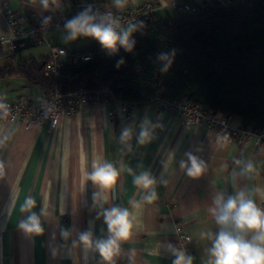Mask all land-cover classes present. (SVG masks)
<instances>
[{
    "label": "crops",
    "instance_id": "0c3cea01",
    "mask_svg": "<svg viewBox=\"0 0 264 264\" xmlns=\"http://www.w3.org/2000/svg\"><path fill=\"white\" fill-rule=\"evenodd\" d=\"M7 1L27 28L50 11L62 10L65 4V0H56L55 4L49 0L45 9L40 0ZM99 1L114 7L111 0ZM190 1L212 7L222 2ZM244 1L232 0L230 5ZM133 2L129 0L123 10ZM157 14L177 19L188 16L171 6ZM4 23L5 15L0 9V31ZM51 31L47 39L57 43ZM31 40L34 45L29 48L37 44L35 38ZM95 43L70 51L87 50ZM21 51L5 50L0 59V98L15 102L29 96L36 101L43 97L42 90L16 72L25 60L21 54L17 60ZM48 54L49 50L41 60L46 61ZM109 111L107 103L81 106L74 116H62L55 129L47 123L28 128L25 123L0 119V264H173L175 256L169 245L191 256L193 264H208L211 241L201 234L218 231L209 211L215 195H234L244 189L264 208V195L257 191L264 190V141L251 138L239 145L213 128L186 126L180 116L153 104L136 106L130 119L121 112L112 117ZM145 121L149 122L153 138L140 144L138 136ZM232 121L235 125L243 123L237 116ZM124 128L132 130L126 142L120 139ZM186 153L204 162L202 175L191 177L181 168L179 162L187 161ZM96 160L112 163L119 171L115 186L107 193L108 203L103 206L125 207L136 216L130 235L120 242L119 252L110 260L94 244L88 247L79 240L80 234L88 230L94 241L108 236L103 217L97 218L100 201L94 199V194L99 193V187L84 176L86 171H92ZM248 162L254 165V171L239 175ZM144 171L157 179L158 199L133 209L131 201L139 202L144 194L133 178ZM28 197L36 200L34 211L39 213L41 207L44 210V231L40 234L19 227L27 215L20 208ZM65 230L69 231L67 237L62 235ZM181 230L190 234L189 243L179 240Z\"/></svg>",
    "mask_w": 264,
    "mask_h": 264
},
{
    "label": "trees",
    "instance_id": "16d2710c",
    "mask_svg": "<svg viewBox=\"0 0 264 264\" xmlns=\"http://www.w3.org/2000/svg\"><path fill=\"white\" fill-rule=\"evenodd\" d=\"M139 41V48H121L111 59L96 54L88 62H68L59 78L47 75L45 61L34 57L23 60L16 72L43 94L107 85L120 101L148 103L157 96L187 100L213 114H230L244 124L264 127V0L219 5L209 13L179 19L156 12L143 21ZM172 49V66L162 73L157 53ZM4 55L0 44V58ZM120 58L125 64L117 69Z\"/></svg>",
    "mask_w": 264,
    "mask_h": 264
},
{
    "label": "clouds",
    "instance_id": "9594fccd",
    "mask_svg": "<svg viewBox=\"0 0 264 264\" xmlns=\"http://www.w3.org/2000/svg\"><path fill=\"white\" fill-rule=\"evenodd\" d=\"M55 4L56 0H52ZM112 5L123 10L128 6L129 0H111ZM40 4L47 9L49 0H40ZM51 17L45 18L47 23ZM142 22L128 21L122 25L119 16L112 12H103L95 9L91 4L84 7L76 15L67 19L64 23L65 42L76 41L79 38H90L96 40L102 49L109 56L116 55L121 48L127 52H132L136 44L133 34L141 27ZM176 50L170 52H158L157 59L161 66L159 71L167 73L172 66ZM90 59V57H85ZM125 64V60H117L115 67L119 69ZM8 105L0 102V111L7 113ZM132 130L124 128L120 139L126 142L131 139ZM152 132L149 122L145 121L141 125V131L138 136V142L145 144L151 141ZM187 161L181 160L180 166L185 169L187 175L198 177L205 171V164L192 153H186ZM239 164L240 162L237 161ZM131 171V170H129ZM254 171V165L251 162L245 164L239 175L251 174ZM236 175V173H234ZM85 179L91 181L99 187V193L94 194V199L100 201V212L97 218L103 217L107 225L108 236L106 239L93 240L91 230L82 232L79 240L84 245L95 248L105 259L110 260L112 255L120 250V242L130 235L136 216L128 208L120 206H111L105 208L103 205L108 203V192L115 186L119 171L109 162L96 160L92 164V171L84 173ZM133 183L144 194L141 200L131 201L133 209L142 207L144 204H152L158 199L156 191L157 179L148 171L135 175ZM264 195V190L257 189ZM36 200L28 197L21 205L20 211L27 213L21 220L19 227L28 233L40 234L44 231L41 223V217L44 210L41 207L39 213L34 211ZM213 216L218 231L214 234L211 231L202 233V238L206 237L211 241V247L208 253L211 257L208 264H264V208H261L250 197L249 193L241 189L234 195H225L218 192L213 199V206L209 209ZM62 235L67 237L69 231H63ZM169 249L175 256L173 264H193L192 257L186 255L182 250H178L172 245Z\"/></svg>",
    "mask_w": 264,
    "mask_h": 264
},
{
    "label": "built area",
    "instance_id": "2783aa9c",
    "mask_svg": "<svg viewBox=\"0 0 264 264\" xmlns=\"http://www.w3.org/2000/svg\"><path fill=\"white\" fill-rule=\"evenodd\" d=\"M232 0H222L221 6H229ZM91 4L95 9L103 12H112L119 16L122 25L128 21L142 22L158 10L171 6L182 15H200L209 13L214 7L210 5H198L190 0H172L168 4H162L161 0H134L126 10H118L109 7L99 0H65L62 10H52L45 17L37 18L31 28H27L19 19L16 11L8 6L7 0H0V9L5 15V23L0 31V44L4 50L13 53L15 49L14 40L25 37H33L37 44H46L49 47L48 58L44 64L47 75L59 78L68 62L81 64L94 59L96 54L106 58H114L107 55L106 51L99 47L91 51H70L65 46L51 42L46 33L51 30L64 31V23L67 19L76 15L84 7ZM51 19L45 23V18ZM142 26V25H141ZM141 28V27H140ZM139 28V30H140ZM65 32V31H64ZM90 57V59H85ZM0 102L8 105L7 113L0 111V119L7 123H25L28 128L42 126L47 123L50 129H55L62 116L72 117L81 106L90 104L107 103L110 107L109 115L114 117L117 112L124 113L127 119L131 118L132 110L136 106L153 104L159 109L177 114L186 126L197 125L202 128H213L221 135H226L236 144L242 145L251 138L264 141V127L254 123L235 125L230 114H213L203 105L191 101L168 100L157 96L148 103L138 101H120L116 98L113 90L107 85L96 88H88L84 85L71 89H56L52 93L44 94L39 100L34 101L29 96H21L17 101L10 102L0 98ZM190 234L181 230L179 240L187 244L191 241Z\"/></svg>",
    "mask_w": 264,
    "mask_h": 264
},
{
    "label": "rangeland",
    "instance_id": "374dc122",
    "mask_svg": "<svg viewBox=\"0 0 264 264\" xmlns=\"http://www.w3.org/2000/svg\"><path fill=\"white\" fill-rule=\"evenodd\" d=\"M51 33L55 35L57 38V43L64 45L67 49L72 50V49H81L86 47L88 44L95 43L96 40L90 39V38H79L76 41H68L65 42L64 36L65 32L64 31H57V30H52ZM50 33L46 34V37L48 38V35ZM49 40V39H48ZM52 41V40H49ZM49 50V47L46 44H36L34 47L27 48L25 50H22L17 57V60H19L20 54L23 55L24 59L30 58V57H35L37 59L41 60V57L45 56ZM3 59V58H0Z\"/></svg>",
    "mask_w": 264,
    "mask_h": 264
},
{
    "label": "water",
    "instance_id": "95a60500",
    "mask_svg": "<svg viewBox=\"0 0 264 264\" xmlns=\"http://www.w3.org/2000/svg\"><path fill=\"white\" fill-rule=\"evenodd\" d=\"M133 36L137 41L134 48H139V46H140V41H139L140 30L138 29L137 32H135L133 34ZM14 45H15V51L18 52V51L23 50L24 48H29L30 45H34V44H32V40L30 37H25V38H21V39H15Z\"/></svg>",
    "mask_w": 264,
    "mask_h": 264
}]
</instances>
